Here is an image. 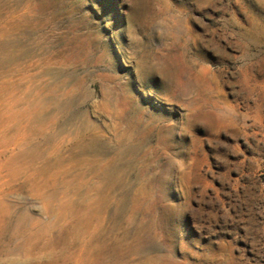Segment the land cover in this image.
Masks as SVG:
<instances>
[{
  "label": "rangeland",
  "instance_id": "rangeland-1",
  "mask_svg": "<svg viewBox=\"0 0 264 264\" xmlns=\"http://www.w3.org/2000/svg\"><path fill=\"white\" fill-rule=\"evenodd\" d=\"M157 12L185 21L162 48ZM0 144V196L40 221L0 264L73 261L94 209L98 264H264V0H0Z\"/></svg>",
  "mask_w": 264,
  "mask_h": 264
},
{
  "label": "bare ground",
  "instance_id": "bare-ground-1",
  "mask_svg": "<svg viewBox=\"0 0 264 264\" xmlns=\"http://www.w3.org/2000/svg\"><path fill=\"white\" fill-rule=\"evenodd\" d=\"M70 157H73V158L76 157L75 150H72V152L70 153ZM96 161H97L96 157H93L89 160L82 159L80 157L76 158L75 159L76 166L81 167V172L79 173V177L83 181L87 171H92V173L93 172L95 173L97 168H101V171L95 177L96 179L97 177H99L100 180L102 181V185L100 186L101 187L103 186L105 187L106 190H108L111 185V182L114 181V178H115V174H114V171L112 170V166H108V164H105V163L99 164L98 161H97L98 163L97 164L95 163ZM84 163H86V166L83 165ZM1 166L2 164L0 165V167ZM45 170L46 169L44 168L32 169L28 167L23 168V169L12 168L11 172L8 175L10 176V180H15L16 177L22 176V174L27 173L26 177H27V180L30 182V186H29L30 189L32 190L33 188H35V186H39V190H40V189H45L49 182L50 183L54 182L53 181L54 178L51 175L52 177L47 176L48 180L43 181L41 185H37L39 180H42L41 177L45 174ZM63 183L65 185L66 184L68 185L67 181L66 182L64 181ZM10 188H12V185ZM10 188L8 192H12V189ZM91 190L92 189L86 190L87 192H84L82 194V197L86 199L87 193L89 194L90 192H92ZM99 192H100V189H99ZM106 202L108 201H105L103 204H105ZM69 203H70L69 201H64L62 206H60L58 214L61 219H64L66 217V214H67L66 208L69 206L68 205ZM103 204L99 205V208H98L99 210L102 208ZM44 208L47 209V203L44 204ZM96 210L97 209H94L93 212H88V211L85 212L83 210L81 214H79L80 216H78L74 220V222L71 224L73 227L72 230H74V232L72 233L73 234L72 236L74 237V240H76V250L78 251V253L74 255L75 258L73 259V261L70 262V261H65L64 259H61L62 260L61 263H58L57 261H55V259H52L47 262H41L42 259H40L38 261H34L32 264H98L97 261L101 257L99 255L102 252V250L99 248V243L101 242L96 241L98 240L97 235H96V233L98 232L97 228L95 225L92 224V219H95L97 215ZM24 222H27V224H24ZM39 224H40V221L35 218L32 219L27 212H22L20 214L12 213L10 206L5 202L4 196L2 197L0 196V235L7 233V237L5 238V240L1 241L0 239V256L1 254L6 253V252L8 254L12 253L13 248L9 247V245L11 243H14L15 240H17V238L20 235L24 236L25 241L29 242L33 238L32 237L33 235L29 232V228H31V226L33 225L39 226ZM3 243H6L5 247H1ZM34 248L35 247H33L32 249ZM32 249L26 248L25 250L31 253ZM1 262L2 261L0 260V263Z\"/></svg>",
  "mask_w": 264,
  "mask_h": 264
},
{
  "label": "clouds",
  "instance_id": "clouds-1",
  "mask_svg": "<svg viewBox=\"0 0 264 264\" xmlns=\"http://www.w3.org/2000/svg\"><path fill=\"white\" fill-rule=\"evenodd\" d=\"M185 21L178 13H161L157 12L148 20V28L155 40L160 43L157 47L162 48L172 43L175 39L177 29H183ZM153 70L156 71L155 62Z\"/></svg>",
  "mask_w": 264,
  "mask_h": 264
}]
</instances>
